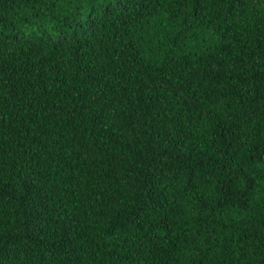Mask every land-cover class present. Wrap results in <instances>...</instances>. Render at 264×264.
Masks as SVG:
<instances>
[{
	"label": "trees",
	"instance_id": "16d2710c",
	"mask_svg": "<svg viewBox=\"0 0 264 264\" xmlns=\"http://www.w3.org/2000/svg\"><path fill=\"white\" fill-rule=\"evenodd\" d=\"M0 264H264V0H0Z\"/></svg>",
	"mask_w": 264,
	"mask_h": 264
}]
</instances>
